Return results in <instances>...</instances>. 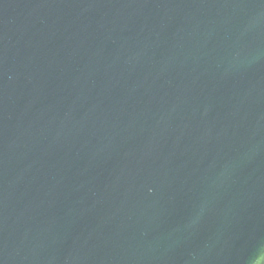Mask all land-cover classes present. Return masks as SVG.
Here are the masks:
<instances>
[{"label": "water", "instance_id": "95a60500", "mask_svg": "<svg viewBox=\"0 0 264 264\" xmlns=\"http://www.w3.org/2000/svg\"><path fill=\"white\" fill-rule=\"evenodd\" d=\"M0 264H264V0H0Z\"/></svg>", "mask_w": 264, "mask_h": 264}]
</instances>
